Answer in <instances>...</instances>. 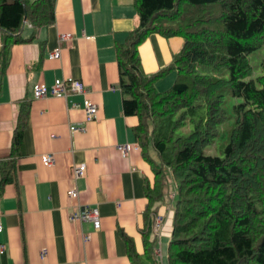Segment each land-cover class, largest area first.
Masks as SVG:
<instances>
[{"label": "crops", "instance_id": "crops-1", "mask_svg": "<svg viewBox=\"0 0 264 264\" xmlns=\"http://www.w3.org/2000/svg\"><path fill=\"white\" fill-rule=\"evenodd\" d=\"M137 24L133 0H55L53 23L35 29L30 41L12 44L5 59L0 32V179L12 178L0 187V264H168L173 192L166 190L155 213L145 219L151 167L139 146L124 156L116 149L122 143L138 145L133 133L137 118L121 109L115 51ZM32 32L25 22L21 36ZM61 33L71 36L60 40ZM182 43L180 36L149 34L137 47L143 73L168 65ZM55 47L60 56L49 59ZM68 78L81 81L85 96L96 103L93 119L85 121L80 94L34 98L35 84L50 87ZM174 78L175 71L159 78L156 90L163 91ZM23 106L27 122L13 153V132ZM72 126L85 129L71 131ZM47 153L54 158L51 166L40 160ZM12 159L15 167L9 171ZM78 164L85 170L75 178L72 166ZM71 188L77 191L75 198L68 196ZM77 205L96 206L99 229L70 218ZM148 226L154 248L161 249L165 240L163 258L154 254L147 259L143 238ZM129 245L136 263L128 256Z\"/></svg>", "mask_w": 264, "mask_h": 264}, {"label": "trees", "instance_id": "trees-1", "mask_svg": "<svg viewBox=\"0 0 264 264\" xmlns=\"http://www.w3.org/2000/svg\"><path fill=\"white\" fill-rule=\"evenodd\" d=\"M55 0H0L1 57L14 43L30 41L34 30L54 21ZM137 26L115 47L124 115L140 153L151 167L145 219L172 183V229L168 264H264V52L256 66L249 54L264 48V0H133ZM25 22L33 27L27 38ZM151 33L180 36L171 62L155 73L141 70L138 45ZM4 62V60H3ZM228 72L224 78L223 71ZM175 71L172 84L156 80ZM228 89L241 102L222 155L204 151L226 119ZM28 109L18 113L13 153L20 146ZM190 125L186 134L178 130ZM154 155V157H153ZM9 171L15 161H9ZM12 178L1 176L0 187ZM144 233L147 259L155 237ZM128 256L134 261L132 245Z\"/></svg>", "mask_w": 264, "mask_h": 264}, {"label": "built area", "instance_id": "built-area-1", "mask_svg": "<svg viewBox=\"0 0 264 264\" xmlns=\"http://www.w3.org/2000/svg\"><path fill=\"white\" fill-rule=\"evenodd\" d=\"M69 33H61L59 34L58 38L60 40H68L70 38ZM60 56V48L55 47L48 53L49 59H57ZM70 93H76L82 95L81 107L84 112V119L85 121H89L95 117L97 111V105L90 99H88L85 94V87L83 83L79 80L68 78V79H57L54 81L50 87H47L45 84H35L33 86V96L34 98H41L47 95H51L54 97H66ZM73 106H76L73 104ZM85 128L84 126H72L70 127L71 131H83ZM131 148H138L137 144H129V143H122L116 146L117 151L121 155H125ZM40 160L43 165L51 166L54 162V158L52 154H42L40 155ZM85 165L78 164L72 166L73 176L80 177L84 174ZM68 196L71 198H75L77 196V191L74 188L68 190ZM71 219L82 221H89L94 230L99 229L100 227V215L99 211L96 206H89V205H77L76 209L70 215ZM160 216L155 217V227L154 231L157 232V227L159 224ZM1 229V225H0ZM89 238L88 235H84L83 240L87 241ZM159 246V245H158ZM3 251V247L0 246V252ZM155 256L158 258L161 256L160 247L154 250ZM41 257L45 255V249L43 248L40 253Z\"/></svg>", "mask_w": 264, "mask_h": 264}, {"label": "rangeland", "instance_id": "rangeland-1", "mask_svg": "<svg viewBox=\"0 0 264 264\" xmlns=\"http://www.w3.org/2000/svg\"><path fill=\"white\" fill-rule=\"evenodd\" d=\"M264 52V48H260L256 51H254L253 53L249 54V60L251 62V65L256 66V64L258 63L260 57L262 56ZM224 78L228 77V72L225 70L223 71V73L221 74ZM173 81H171L170 84H168L165 88L162 87L161 90H164L166 88H168ZM242 99L239 97H233L230 95L228 89H226L223 92V103L222 106L225 110L226 113V119L219 125L218 127V135L215 137V139L213 140V142L207 146H205L204 151L207 154L210 155H222L223 152V148L225 146V144L228 141V137H229V132L233 126V121H234V114H233V106L239 102H241ZM190 125H185L183 126L181 129L178 130L179 134H186L189 130H190ZM168 179V184L166 186V189L168 192H173V186L172 183H169ZM164 244H165V240L163 238L162 243H161V254H162V258L164 256Z\"/></svg>", "mask_w": 264, "mask_h": 264}]
</instances>
